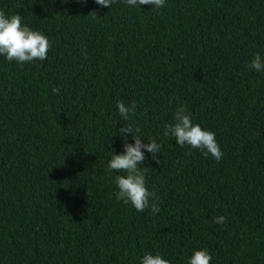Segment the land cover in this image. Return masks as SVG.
Segmentation results:
<instances>
[{
  "label": "trees",
  "instance_id": "obj_1",
  "mask_svg": "<svg viewBox=\"0 0 264 264\" xmlns=\"http://www.w3.org/2000/svg\"><path fill=\"white\" fill-rule=\"evenodd\" d=\"M0 10L51 44L22 67L0 55V264H141L145 253L189 264L197 249L210 264H264V70L249 67L264 59V0ZM118 101L136 103L129 122L161 145L159 164L142 149L139 165L158 213L115 198ZM181 105L215 133L219 162L165 136Z\"/></svg>",
  "mask_w": 264,
  "mask_h": 264
},
{
  "label": "clouds",
  "instance_id": "obj_2",
  "mask_svg": "<svg viewBox=\"0 0 264 264\" xmlns=\"http://www.w3.org/2000/svg\"><path fill=\"white\" fill-rule=\"evenodd\" d=\"M86 3V0H79ZM114 0H95V3L104 7H111ZM129 6L151 5L157 8L164 7L165 0H124ZM89 15L97 17L95 12ZM51 44L46 35L40 31L33 30L27 24L22 23V17L19 13L6 16L5 12L0 10V55L8 61H15L21 67L34 60H45ZM251 69L256 71L264 70V59L257 53L249 64ZM53 92L59 93L60 89L54 87ZM137 105L132 102L130 106L125 105L123 101L117 102V108L124 123L118 130V135L124 137L123 152L113 154L108 168L116 173H125L116 175L115 183L118 191L115 193L117 200H122L125 204L131 205L138 211L143 212L146 208H151L153 214L160 211L159 205L154 202L155 193L150 192L146 187V178L144 171L139 165L144 164L145 154L142 149L152 155V159L157 164L160 163L156 156L160 152L161 145L155 139H150L147 143L140 138V128L129 122ZM174 123L165 126V136L174 137L180 146L189 145L192 148L200 149L203 155L209 154L219 162L223 157V151L215 139V133L203 129L199 124L193 123L191 114L184 106H179L174 114ZM125 133L131 134L134 143L127 142ZM150 197L154 198L150 203ZM213 222L224 224L227 218L223 215L214 217ZM212 256L207 249H197L192 253L189 264H210ZM141 264H170L168 259L163 258L159 253H145L141 258Z\"/></svg>",
  "mask_w": 264,
  "mask_h": 264
}]
</instances>
